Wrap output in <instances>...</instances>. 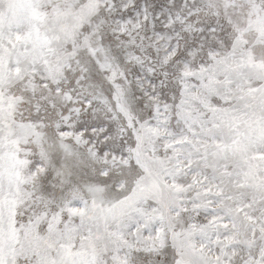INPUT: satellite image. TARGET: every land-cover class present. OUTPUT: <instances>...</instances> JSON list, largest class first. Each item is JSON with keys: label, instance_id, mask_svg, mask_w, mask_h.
<instances>
[{"label": "snow or ice", "instance_id": "snow-or-ice-1", "mask_svg": "<svg viewBox=\"0 0 264 264\" xmlns=\"http://www.w3.org/2000/svg\"><path fill=\"white\" fill-rule=\"evenodd\" d=\"M0 264H264V0H0Z\"/></svg>", "mask_w": 264, "mask_h": 264}]
</instances>
